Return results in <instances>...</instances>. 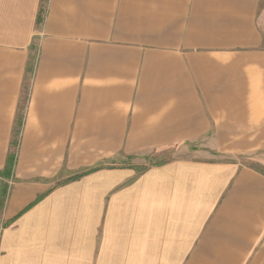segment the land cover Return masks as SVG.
I'll use <instances>...</instances> for the list:
<instances>
[{"label": "crops", "instance_id": "1", "mask_svg": "<svg viewBox=\"0 0 264 264\" xmlns=\"http://www.w3.org/2000/svg\"><path fill=\"white\" fill-rule=\"evenodd\" d=\"M263 17L0 0V264H264V173L237 160L264 154ZM169 149L196 156L113 167Z\"/></svg>", "mask_w": 264, "mask_h": 264}, {"label": "rangeland", "instance_id": "2", "mask_svg": "<svg viewBox=\"0 0 264 264\" xmlns=\"http://www.w3.org/2000/svg\"><path fill=\"white\" fill-rule=\"evenodd\" d=\"M261 22L262 24H264V17L261 19ZM194 155L195 153L193 151H179L176 149H169L166 151L156 152L148 156L139 157L137 159L125 160L124 162L115 163L116 165L113 167L122 168V167L132 166L140 171L145 168H149L154 165H158V164L165 163V162L168 163V162L175 161V160L193 158ZM213 160L229 161L228 158H222L220 156H217V157L215 156ZM237 160H239L240 163L242 162V163L251 164L252 166L260 169L261 171H264V154L247 156V159L240 158ZM110 166H108L107 168H113Z\"/></svg>", "mask_w": 264, "mask_h": 264}, {"label": "trees", "instance_id": "3", "mask_svg": "<svg viewBox=\"0 0 264 264\" xmlns=\"http://www.w3.org/2000/svg\"><path fill=\"white\" fill-rule=\"evenodd\" d=\"M39 22H40L39 24H41L43 22V19H42L41 16H40ZM17 135H18V132L16 133L15 136L17 137ZM15 139H17V138H15ZM15 146H16V141H14V144H13V147H15ZM15 160H16V153H15V151H12V153H10L9 158H8V167H7L5 172L0 173V177L6 178V177L10 176V174L12 173V169H13ZM96 170H99V169H92L90 171L75 175L74 177L70 178L69 181L79 180V179L83 178L84 176L95 172ZM262 172L264 173V171H262ZM7 191H8V185L7 184H3L1 192H0V213L3 210V207H4L5 199H6V196H7Z\"/></svg>", "mask_w": 264, "mask_h": 264}]
</instances>
